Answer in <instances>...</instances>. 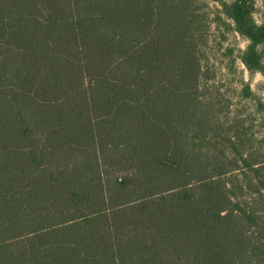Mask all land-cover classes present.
I'll use <instances>...</instances> for the list:
<instances>
[{
  "label": "trees",
  "instance_id": "trees-1",
  "mask_svg": "<svg viewBox=\"0 0 264 264\" xmlns=\"http://www.w3.org/2000/svg\"><path fill=\"white\" fill-rule=\"evenodd\" d=\"M213 1L264 75L256 0ZM205 5L0 0V264H264V101L210 93Z\"/></svg>",
  "mask_w": 264,
  "mask_h": 264
},
{
  "label": "rangeland",
  "instance_id": "rangeland-1",
  "mask_svg": "<svg viewBox=\"0 0 264 264\" xmlns=\"http://www.w3.org/2000/svg\"><path fill=\"white\" fill-rule=\"evenodd\" d=\"M204 11L209 15L208 19V43L204 48L205 70L210 79L207 88L210 93L223 102L231 104L229 119L235 117L246 118V124H254L253 130L257 135V120L254 113L257 99L264 101V75L259 72L250 73L239 59L241 50L245 49L248 40L233 30L229 19L222 16L219 11L220 5L213 0H204ZM264 13V0H256L255 16L261 21ZM230 57H236L235 65L228 66ZM248 83L254 97H247L242 91Z\"/></svg>",
  "mask_w": 264,
  "mask_h": 264
}]
</instances>
